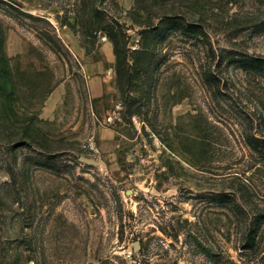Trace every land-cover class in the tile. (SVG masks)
<instances>
[{"label": "rangeland", "instance_id": "374dc122", "mask_svg": "<svg viewBox=\"0 0 264 264\" xmlns=\"http://www.w3.org/2000/svg\"><path fill=\"white\" fill-rule=\"evenodd\" d=\"M0 50V264H264V0H0Z\"/></svg>", "mask_w": 264, "mask_h": 264}, {"label": "crops", "instance_id": "0c3cea01", "mask_svg": "<svg viewBox=\"0 0 264 264\" xmlns=\"http://www.w3.org/2000/svg\"><path fill=\"white\" fill-rule=\"evenodd\" d=\"M105 48V58L107 59L108 63H112L114 60V55H113V48L111 44H106L104 46ZM80 57H82L81 54H79ZM85 73H87L88 78L90 79L91 82H94L97 76L103 73V67L99 66L98 63H91L89 64L88 61L86 60V65L84 67ZM103 81L106 82L108 81L107 78H103ZM107 137H110L109 134Z\"/></svg>", "mask_w": 264, "mask_h": 264}, {"label": "trees", "instance_id": "16d2710c", "mask_svg": "<svg viewBox=\"0 0 264 264\" xmlns=\"http://www.w3.org/2000/svg\"><path fill=\"white\" fill-rule=\"evenodd\" d=\"M0 66H1V74L3 75L2 78L8 79L9 74H8V70H7L6 59L2 55L1 50H0Z\"/></svg>", "mask_w": 264, "mask_h": 264}, {"label": "water", "instance_id": "95a60500", "mask_svg": "<svg viewBox=\"0 0 264 264\" xmlns=\"http://www.w3.org/2000/svg\"><path fill=\"white\" fill-rule=\"evenodd\" d=\"M80 161H81V162H84V163H86V164H88V165H93V166H97V165H99V163L96 162L95 160L87 159V158H83V157L80 158ZM135 248H136V249L139 248V244H138V243H136Z\"/></svg>", "mask_w": 264, "mask_h": 264}, {"label": "built area", "instance_id": "2783aa9c", "mask_svg": "<svg viewBox=\"0 0 264 264\" xmlns=\"http://www.w3.org/2000/svg\"><path fill=\"white\" fill-rule=\"evenodd\" d=\"M88 149L92 150V151H96V143L93 139H91V141L87 144L86 146Z\"/></svg>", "mask_w": 264, "mask_h": 264}]
</instances>
